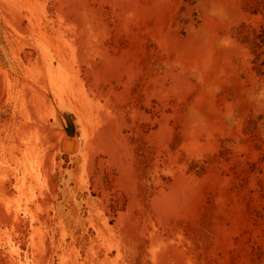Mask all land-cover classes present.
Returning <instances> with one entry per match:
<instances>
[{
	"label": "rangeland",
	"instance_id": "rangeland-1",
	"mask_svg": "<svg viewBox=\"0 0 264 264\" xmlns=\"http://www.w3.org/2000/svg\"><path fill=\"white\" fill-rule=\"evenodd\" d=\"M0 264H264V0H0Z\"/></svg>",
	"mask_w": 264,
	"mask_h": 264
},
{
	"label": "water",
	"instance_id": "water-1",
	"mask_svg": "<svg viewBox=\"0 0 264 264\" xmlns=\"http://www.w3.org/2000/svg\"><path fill=\"white\" fill-rule=\"evenodd\" d=\"M70 146H71V141L67 142L66 147H67V148H70Z\"/></svg>",
	"mask_w": 264,
	"mask_h": 264
}]
</instances>
